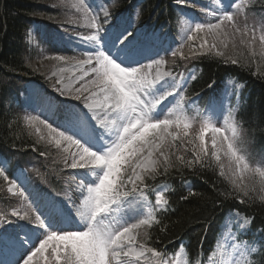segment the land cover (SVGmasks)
I'll return each mask as SVG.
<instances>
[{
  "label": "snow or ice",
  "instance_id": "1",
  "mask_svg": "<svg viewBox=\"0 0 264 264\" xmlns=\"http://www.w3.org/2000/svg\"><path fill=\"white\" fill-rule=\"evenodd\" d=\"M177 3L184 6L181 16L187 17L189 33H199L205 28L214 32L225 23H231L233 27L236 25V16L232 11L237 7L235 0H223L222 6L216 9L220 13L216 24L197 22L199 18L188 11L189 0H177ZM81 7L90 15V27L95 31L82 38L89 47L83 53L84 59L76 62L82 75L72 79H88L75 88L74 95L71 88L66 90L62 87L57 91L81 101L84 107L54 99L45 101L49 111L63 113V119L57 124L63 129L59 136L75 149L70 153L71 162L65 157L64 163L66 168L76 170L72 177L78 180L76 188L81 199L78 204L71 200L67 203L34 200L35 208L31 215L28 212L21 215L15 210L11 212L15 220L10 219L8 214H0V242H4L7 234V242L21 255L31 247L33 251L23 259V264H34L36 257L43 264H171L165 259L166 252L148 246L142 239V235L147 236V233H142L141 229L152 226L153 213L157 209L167 211L168 201H162L159 195L155 204L150 201V194L159 193V188H153L148 180L154 181L176 168L172 156L176 142L181 140L179 132L175 131L181 127L180 119L177 117L174 120L170 115L162 119L161 116L176 97L181 100L184 97L179 88L170 90L175 87L169 82L170 72L154 78L150 71H143L145 66L140 58L148 50L147 45L160 37L139 33L132 27L130 19L114 25L110 22L111 13L102 5L104 23L101 24L98 14L93 15L97 11L95 0H82ZM191 24L195 27L192 28ZM192 39L193 36L188 34V40ZM260 43L264 46V35L260 36ZM217 55L222 53L217 52ZM53 59L66 61L68 58L56 56ZM232 62L236 63L235 60ZM153 63L159 66L164 62L154 60ZM136 64L141 66L134 67ZM147 67L150 69L151 65ZM186 83L187 80L180 81V88ZM34 119L25 117L29 123ZM218 123L214 115L206 117L198 136L200 143L195 145L193 140L187 142L194 144L195 159H177L186 167L193 164L210 167L213 162L211 157L221 168V175H225L219 153L226 143L229 170L233 176L243 173L250 165L240 154L236 122L229 118L223 127L216 126ZM188 127L187 123L183 124L184 129ZM206 131L212 133L211 150L205 141ZM184 135L186 137L187 132ZM217 135L223 137L219 146ZM55 143L59 146L61 141L56 140ZM255 172L264 178V170L257 168ZM0 177L8 180L2 168ZM21 177L22 174L16 179ZM233 184L238 194L248 196L247 185L237 180H233ZM261 189L264 190V183ZM240 202L247 201L241 199ZM249 225L250 221L244 218L237 220L234 227L243 233ZM9 228L12 229L10 233ZM37 240L38 247L35 244ZM256 243L262 254L259 264H264V241ZM228 246L238 254H256L258 251L240 235L232 236ZM15 264H19V260ZM35 264H40V261H35ZM231 264H237V261L233 260Z\"/></svg>",
  "mask_w": 264,
  "mask_h": 264
},
{
  "label": "trees",
  "instance_id": "2",
  "mask_svg": "<svg viewBox=\"0 0 264 264\" xmlns=\"http://www.w3.org/2000/svg\"><path fill=\"white\" fill-rule=\"evenodd\" d=\"M115 10H122L129 1H134L139 11V21L144 24L150 17L164 28L165 23L174 22L177 0H118ZM121 3V4H120ZM47 0H0V157L4 159L0 168L4 169L8 178L17 167H28V159L33 169L30 170L32 185L38 193L49 191H65L67 176L64 161H60L59 153L54 146L40 141L30 130L17 101V92L22 89L24 80H35L50 87L41 77V73L33 69L31 63L33 54L25 42L27 30L32 21L43 22L46 27L54 25L52 19L58 15L47 9ZM252 10L260 9L264 21V0L251 3ZM47 18V19H46ZM174 18V19H173ZM262 24V22L260 21ZM261 36L264 35V22L259 26ZM161 29V28H160ZM193 44L175 51L176 55L167 58V67L178 71L179 68H195L194 82L186 90L187 97L200 95L205 97L228 77H234L243 82L246 87L243 92L245 100L240 104L234 116L235 122L244 141L242 151L246 157L255 159L264 157V66L253 54L232 60L222 59L216 55L202 54L199 45L193 39ZM190 49H189V48ZM193 53L195 56L193 57ZM254 57V58H253ZM262 61V60H261ZM64 104L70 101L57 97ZM57 121L63 119L62 112H56ZM54 134H59V127L43 123ZM191 129L187 135L195 133ZM185 133V132H182ZM197 133V132H196ZM193 144L179 143L173 149V161L176 168L167 174L148 180L150 185L165 183L170 186L166 195L167 211L160 214L152 226L146 231L144 240L148 246L157 251L172 252L177 245L185 244L189 259H203L212 251L214 242L220 231L224 216L231 211H238L252 220V230H261L264 234V190L259 186L246 182L248 196L238 194L237 189L223 168L212 159V165L200 166L193 164L186 167L179 162L178 157L194 160ZM63 157V152H60ZM65 157V156H64ZM34 170H39L34 174ZM40 173V174H39ZM252 173L260 177L257 172ZM39 174V175H38ZM8 180L0 177V214L11 215L8 211L17 205L16 199L5 191ZM259 187V188H258ZM254 189V190H253ZM245 199L246 203L240 200ZM264 241V236H262ZM261 253L254 258L252 264H259Z\"/></svg>",
  "mask_w": 264,
  "mask_h": 264
},
{
  "label": "rangeland",
  "instance_id": "3",
  "mask_svg": "<svg viewBox=\"0 0 264 264\" xmlns=\"http://www.w3.org/2000/svg\"><path fill=\"white\" fill-rule=\"evenodd\" d=\"M206 3L204 14L205 16H202L197 22L201 23H212L216 24L219 21L216 19L220 15L219 12L216 11V9L220 8V2L219 0H203ZM82 0H47V6L57 12L58 18H53L52 21L55 25V28L63 27L62 29L56 30L55 34V42L57 44H60L62 46H65L66 49H70L74 52H78L83 55V53L87 50L89 45L82 39L83 37L90 36L95 29L90 27L91 24V17L84 10V8L81 7ZM97 11L96 13H93V15L99 16V21L101 24L104 23V16H103V10L101 8V5L105 7L102 0H95ZM47 19V18H46ZM187 18L185 19V23L181 26L178 33V42H182L183 39L188 37V34H191L193 36V39L196 40L197 44L199 45V51L202 54H210L216 55L217 57H220L222 59L226 60H235L236 57H245V54H253L257 59L256 61H259L262 66H264V46L260 43V36L261 31L254 30L252 32L244 31L242 30V26H239L237 23L235 27L231 23H225L221 25V28L218 30H215L214 32H210L207 28L203 29L199 33L195 32H188L189 24L186 22ZM110 22L114 21L110 19ZM115 25V23H114ZM107 27V25H104ZM191 27L194 28L195 24H191ZM246 30V29H245ZM42 28L39 27L37 24L32 25V27L29 29L28 35H27V43L31 47L32 50H35L33 52V58H32V67L38 72L41 73V77L44 78L45 81H47L50 84V88L52 91L60 96L61 98L65 99L66 101H70L71 103L78 104L82 108L84 107L81 101H77L75 99H72L69 95H61L59 91H57L58 88H64V89H72L73 95L75 94L74 90L77 87H80V84L84 83L88 77H85V80H73V77H78L82 75L80 68L77 66V61L67 59L66 61H57L53 59V57H56L57 54L54 52H51L50 49H46L43 40H41V48L38 46L40 43V38L42 37ZM155 34L156 37H160L158 40H154L153 42L149 43L147 45L148 50L144 52L143 56L140 58L142 64L145 66V72H151L152 77H158L162 75L164 72H170L171 69H169L165 63V60L163 58L162 49L165 48V44H167V38L164 40V36H159L157 34V31H154L152 35ZM151 35V36H152ZM165 35V34H164ZM244 41V43H241V41ZM203 45V47H201ZM213 45H215L213 47ZM189 48V47H188ZM159 49V52H158ZM190 49V48H189ZM217 52L222 53V55H217ZM75 56H79V54H75ZM254 58V57H253ZM154 60L160 61L162 60L164 63L162 65H156L153 63ZM262 60V61H261ZM151 65V68L149 69L147 66ZM86 67V66H85ZM172 74V73H171ZM174 78V75L172 74L171 77H169V82L172 83ZM61 81V83H58L57 81ZM72 81L71 84H69V81ZM178 80V79H177ZM177 82V81H176ZM176 86V83H175ZM226 87L223 89V93L221 94L219 98V104L217 108H211L208 111V116L214 115L216 118H218L219 123L216 126L223 127L225 121L227 118H224V113L226 112V100L232 95L238 92L240 89L239 85H236L232 81H227L225 83ZM48 87V86H47ZM171 91L174 90V88L170 89ZM87 95V93H85ZM19 101L22 104L23 108H35L39 109L40 112L44 114V118L50 114L51 111L48 110L46 106V98L43 92V89L36 83L29 82L26 83L23 87V91L21 92L19 96ZM85 111H88L86 108ZM170 115L174 120L179 117L180 122L187 123L190 127V123L187 121V118L184 117L183 112L181 111V107L179 106L178 100L175 99V101L169 105V107L166 109L165 114L161 116V118H165V116ZM215 122V120L213 121ZM30 130L36 135V137L40 141H45L51 146H54V149L58 150L59 153V160L64 161L65 157H68L69 163L70 160V153L74 151L75 149L70 146L67 142H65L59 134H54L50 129H48L43 123L32 120L31 123L27 122ZM188 127V128H189ZM177 132V129H175ZM187 131H190L189 129ZM186 131V132H187ZM230 135V133H229ZM242 131H239V137L242 138ZM199 133H192L190 135H187L185 137L184 133L180 134L181 140H178L176 142V146L179 145V143L183 145H188V140H193L195 145H198L200 143L198 139ZM211 136L212 133L206 131L205 132V141L207 143V147L209 150L212 148L211 143ZM60 140L61 144L59 146L56 145L55 141ZM223 141V137L217 135V144L218 146ZM193 144V145H194ZM67 149V151H65ZM227 151V144L224 143L223 149L220 151L219 155L223 161L224 169L228 171V176L230 177V180L233 182V180H237L238 182L242 181L243 184L246 182L253 183L260 187L261 184L264 183V178L262 177H253L254 175L249 172H251V169H245L243 173H237L235 176H233L232 172L229 170V159L225 155ZM60 152H63L64 156L62 157L60 155ZM34 157V156H33ZM32 157V158H33ZM31 158V159H32ZM31 159H28V163L31 164L29 161ZM32 165V164H31ZM65 166V163H64ZM233 168L235 165L232 166ZM22 177L20 180H17L15 178L14 182L7 187V194L9 196L14 195H20L22 194V191L25 190V183H26V175L24 171H18L17 176ZM78 180L76 181V183ZM75 183V186H76ZM258 187V188H259ZM75 191V194H71V201L79 203V200L81 199V194L77 190V188L73 189ZM147 211V210H145ZM143 218V217H141ZM244 217L240 214H231L228 219L226 220L224 224L223 232L217 241V244L215 245L213 254L211 255L209 261L207 264H231L233 260L237 261V264H245L246 258L249 255L250 252L244 253V254H238L235 252L231 247L228 246L231 237L235 235H242L245 236L246 232L240 233L238 232L234 225L236 224L237 220H243ZM132 223H135V221H132ZM81 228H83V225H81ZM143 229V228H142ZM141 229V230H142ZM249 229V226H248ZM42 238V237H41ZM250 245L255 247L253 244L254 242L252 240L249 241ZM39 246V244H38ZM37 246V247H38ZM12 250L16 251L15 248L12 246ZM17 252V257L19 258V264H23V259L27 258V256L21 255V252ZM4 258V255H1ZM39 260L40 264H42L41 259L39 257L34 258V264L35 261ZM16 258L14 259V262H16ZM9 262H11V259H9ZM6 264H11V263ZM175 264H185L184 257L180 253L179 256L175 258Z\"/></svg>",
  "mask_w": 264,
  "mask_h": 264
}]
</instances>
